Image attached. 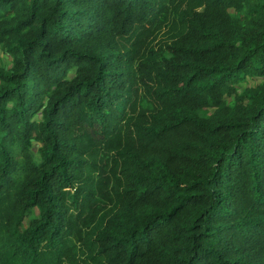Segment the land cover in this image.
I'll list each match as a JSON object with an SVG mask.
<instances>
[{"label": "trees", "instance_id": "obj_1", "mask_svg": "<svg viewBox=\"0 0 264 264\" xmlns=\"http://www.w3.org/2000/svg\"><path fill=\"white\" fill-rule=\"evenodd\" d=\"M0 47V264H264V0H0Z\"/></svg>", "mask_w": 264, "mask_h": 264}, {"label": "rangeland", "instance_id": "obj_2", "mask_svg": "<svg viewBox=\"0 0 264 264\" xmlns=\"http://www.w3.org/2000/svg\"><path fill=\"white\" fill-rule=\"evenodd\" d=\"M153 35V34H152ZM160 38L163 37V33H160ZM158 35V37H159ZM135 38V34H131L129 38L125 37L122 39V42H124L126 45H129L130 42L133 41ZM157 39V38H156ZM159 42V38L155 41V43ZM10 62L9 56L7 53H5L2 48L0 47V65H7ZM263 80L262 78L255 77V76H245L243 79L237 81L235 85L238 87L239 90L244 89L247 86L254 85L257 82H260ZM232 97V95H226L225 98L229 100ZM117 112L115 113V116L117 118H120L122 114L128 109V106L125 105L124 100H120L115 104ZM35 157L38 158V154L35 153ZM32 218V214L27 215L24 219L25 222L29 221Z\"/></svg>", "mask_w": 264, "mask_h": 264}]
</instances>
